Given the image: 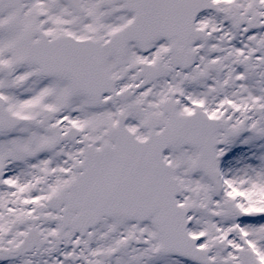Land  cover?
I'll return each mask as SVG.
<instances>
[{
  "label": "snow or ice",
  "instance_id": "6c2138e0",
  "mask_svg": "<svg viewBox=\"0 0 264 264\" xmlns=\"http://www.w3.org/2000/svg\"><path fill=\"white\" fill-rule=\"evenodd\" d=\"M0 264H264V0H0Z\"/></svg>",
  "mask_w": 264,
  "mask_h": 264
}]
</instances>
